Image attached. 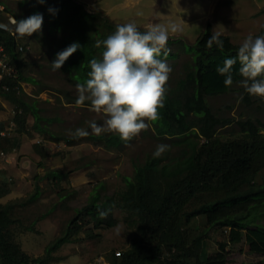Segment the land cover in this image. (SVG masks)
Returning <instances> with one entry per match:
<instances>
[{
    "label": "trees",
    "instance_id": "obj_1",
    "mask_svg": "<svg viewBox=\"0 0 264 264\" xmlns=\"http://www.w3.org/2000/svg\"><path fill=\"white\" fill-rule=\"evenodd\" d=\"M20 1L31 4L33 14H43V24L48 23L49 31L59 32L63 28L59 52L74 42L80 45L65 61L63 70L74 82H84L90 71L89 62L101 59L104 51L103 46L97 48L95 43L113 34L117 25L107 19L97 22L93 14L73 0H45L43 4L37 0ZM50 8L54 11L49 12ZM212 34V26L208 24L194 45L180 44L192 56L191 62L186 64L184 75L173 89L166 93L164 107L158 110L160 119L151 122L155 136L177 147V154L168 155V150L159 158L149 156L142 164L135 162L133 175L125 176L123 187L111 194L106 192L104 182L95 186L88 203L75 211L63 235L50 244L44 257L35 258L22 250L18 242L22 221L15 215L17 208L40 198L39 186L25 203H0V264H49L58 249L79 239L85 226H92L94 230L116 227L119 220L114 213L117 211L123 214L132 236L128 247L119 256L113 253L105 264H226L209 260L207 241L212 230H220L225 237V242L220 244L222 251L244 240L249 253L264 255V225L260 222L264 218V122L248 116L237 121L239 133L218 135L220 129L236 120L218 114L208 98L233 91L242 77L237 63L232 85L225 86L226 77L218 74L216 68L226 59L234 58L240 45L220 35L223 49L215 45L208 49L206 42ZM260 35H264V26ZM0 43L19 74L16 80L6 82L8 91L0 86V98L15 105L13 125L19 135L25 132L32 135L26 131L32 114L34 130L54 143L72 146L89 140L95 146L115 149L126 145L114 134L73 139L59 137L43 127L37 108L24 100L21 83L35 81L23 76L24 62L16 49V39L0 29ZM170 44L168 41V49ZM175 57L176 54L168 51L166 59ZM160 58H165L163 53ZM251 100L246 94L243 105L251 107L254 104ZM85 105L90 106L87 102ZM5 129L0 124V132ZM35 147L46 156L41 144ZM13 151L9 137H0V153ZM70 173L52 170L46 178L60 186ZM9 194L7 184L1 180L0 200ZM58 195L61 206L67 207L70 195L62 192ZM98 210H108L107 217L101 219ZM26 229L34 230V227ZM86 236L95 238L98 234L89 231Z\"/></svg>",
    "mask_w": 264,
    "mask_h": 264
},
{
    "label": "rangeland",
    "instance_id": "obj_2",
    "mask_svg": "<svg viewBox=\"0 0 264 264\" xmlns=\"http://www.w3.org/2000/svg\"><path fill=\"white\" fill-rule=\"evenodd\" d=\"M73 1L93 14L97 22L104 19L115 25L135 22L141 31L155 23L172 21L182 25V33L169 38V48L176 57L166 59L172 68L167 92L173 89L176 81L184 75L186 64L191 62L192 56L181 49L180 44L194 45L208 24H211L213 33L219 32L234 45H241L249 35L253 38L259 36L264 26V0ZM0 11V24L8 25L11 24V18L19 21L33 15L31 4L20 0H0ZM62 30L63 28L59 32H51L45 22L42 32L18 39L17 42L30 47L28 52L21 53L24 62L23 76L35 81L21 83L24 100L37 108L43 127L59 137H71L70 130L87 128L86 121L89 120L102 124L103 117L90 112L88 105L76 107L77 82L63 70V66L59 70L52 69L51 62L61 49L59 40L63 36ZM246 94L248 93L241 84H237L228 94L208 98L218 114L236 120L232 123L233 126L219 130L218 135L238 133L240 129L237 121L248 116L264 122V101L251 96L254 104L248 107L242 102ZM14 106L0 98V124L6 127V137L14 145L11 154L4 153L5 156H0V181L4 180L10 191L0 203H25L39 186L40 198L24 205L25 207L17 208L15 212L16 218L22 221L19 224L18 242L24 252L35 258L44 257L50 244L63 235L68 222L75 217V211L88 203L95 186L104 182L108 194L122 188L123 178L133 175L135 162L142 164L149 156H153L158 144L169 146L168 155H176L178 152V148L171 147L167 140L155 136L151 123L148 130L141 131L120 149L95 146L89 140L72 146L51 142L34 130L35 118L32 114L26 130L32 135L26 132L19 135L13 125ZM35 144H41L46 156L36 151ZM78 166L81 169L73 171ZM52 170L72 173L60 186H56L46 178ZM36 176L39 178L36 179ZM61 192L63 195H70L67 207L61 206L58 195ZM114 217L119 223L111 229L94 230L92 226H85L79 239L58 249L49 259V264H102L101 262H108L113 253L121 254L129 245L132 230L121 212H115ZM260 222L264 225V218ZM26 227H34V230H27ZM89 231L95 232L98 237L88 238L86 234ZM224 242L225 237L220 230L211 231L207 241L209 260L225 261L226 264H264V255L249 253L244 240L237 245H228L222 251L220 244Z\"/></svg>",
    "mask_w": 264,
    "mask_h": 264
},
{
    "label": "clouds",
    "instance_id": "obj_3",
    "mask_svg": "<svg viewBox=\"0 0 264 264\" xmlns=\"http://www.w3.org/2000/svg\"><path fill=\"white\" fill-rule=\"evenodd\" d=\"M37 3L43 4L45 0H37ZM53 11L49 9V12ZM12 23L11 28L0 24V29L18 39L29 38L42 32L43 14L36 13L19 21L14 19ZM182 31V25L172 21L150 24L145 31H141L135 22H129L117 25L113 34L97 41L95 47L104 48L102 58L92 59L88 78L76 84L75 106L83 107L87 102L89 111L103 117V123L86 121L87 128L70 130L69 135L79 139L89 135L114 134L127 144L141 131L148 130L151 122L160 119L158 110L164 107L167 83L172 72L166 61L170 51L167 45L171 35L181 34ZM220 35L214 32L207 40L206 47L212 49L215 45L223 49ZM79 47L74 42L58 52L51 62L52 69H61ZM162 53L163 59L160 58ZM237 63L240 65L238 74L242 77L241 86L250 96L264 101V35L255 38L249 35L234 58H228L222 66H217L218 74L226 77V87L233 83V68ZM168 149V145L158 144L153 158L161 157ZM98 214L104 219L108 210H98Z\"/></svg>",
    "mask_w": 264,
    "mask_h": 264
},
{
    "label": "built area",
    "instance_id": "obj_4",
    "mask_svg": "<svg viewBox=\"0 0 264 264\" xmlns=\"http://www.w3.org/2000/svg\"><path fill=\"white\" fill-rule=\"evenodd\" d=\"M10 19V18H9ZM13 20L14 18H11L9 21L11 24H4L7 25L9 28L13 27ZM8 32V31H7ZM10 33V32H9ZM10 35L16 39V49L18 50L19 53H25L30 50V47H28L25 44H19L18 38L14 36L12 33ZM19 77L18 70L16 66L12 62L11 56L6 52L5 47L0 43V86L2 87L3 90L8 91L9 87L7 85L8 80H16ZM18 89V87H16ZM14 115H15V110H14ZM0 137H6V132L1 131L0 132ZM0 156H5L3 152L0 153ZM117 256L120 255V253H116ZM102 264L107 263L106 261L101 262Z\"/></svg>",
    "mask_w": 264,
    "mask_h": 264
}]
</instances>
